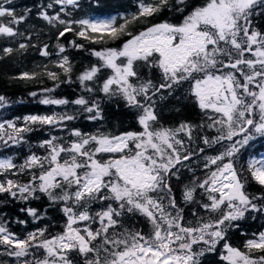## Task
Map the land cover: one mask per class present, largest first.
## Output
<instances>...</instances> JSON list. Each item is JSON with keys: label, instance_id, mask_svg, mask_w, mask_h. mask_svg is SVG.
<instances>
[{"label": "snow or ice", "instance_id": "1", "mask_svg": "<svg viewBox=\"0 0 264 264\" xmlns=\"http://www.w3.org/2000/svg\"><path fill=\"white\" fill-rule=\"evenodd\" d=\"M54 5L60 9L50 15L47 9ZM66 6L79 8L80 3L53 0L37 14L50 25L63 26L58 40L67 33L92 44L128 37L118 48L91 49L97 63L81 71L76 80L85 93H103L108 100H122L127 108L137 110L141 130L106 134L73 128L70 136L74 139L67 144L51 134L42 140L39 147L46 155L32 152L20 165L12 157L0 158V195L25 203L46 196L51 204L62 205L60 210L66 218L63 231L55 235H49L44 227L23 238L9 230L8 221H0V247L5 254L23 258L22 264H74L71 253L83 257V264H203L202 258L215 253L222 243L220 259L227 264H264V255H253L264 252V230L253 233L244 250L233 247L228 238L230 230L238 229L247 214L264 213V194L246 190L249 175L264 187V156H251L246 167H236L241 150L257 136L264 137V30L254 23L264 17V0H202L196 6L189 0H137L136 12L116 15H105L97 4L98 15L80 19L62 18L61 13L71 16ZM164 10L181 15L182 20L150 24L136 34L129 30L131 24L147 21ZM29 12L31 9L17 15L13 7L0 3V36H24L17 26L27 20ZM24 39L19 50L30 46L31 34ZM70 43L74 48H84L75 41ZM48 48L44 44L40 49L42 56L50 55ZM57 48L60 58L56 66L71 83L73 65L67 55H60L65 47L58 44ZM15 50L2 49L6 55ZM140 67L149 72L158 70L161 82L143 78ZM105 71L109 74L97 87ZM44 74L59 80L57 72L45 68ZM38 75L22 72L18 78L31 80ZM186 83L190 86L187 94L197 107L212 112L206 127L215 129L217 135H197L205 125L182 121L176 127H165L160 123L158 100L167 99L164 92L171 96ZM93 95L73 101L45 95L40 103H72L81 106L86 119L102 121L101 103ZM6 104L0 95V107ZM76 118L67 113L27 115L19 126L5 120L0 122V143L19 145L26 142L24 134L34 131L36 125L63 130L67 121ZM198 139L208 148L222 145L223 150L203 155L204 179L194 177L183 188L185 203H199L205 213L215 215L201 217L193 210L196 219L192 222L177 203L171 181L180 180L182 169L192 171L188 164L205 153V147H191ZM104 154H108L107 159ZM9 174H27L29 179L22 182L9 178ZM197 189L201 190V202L196 201ZM97 200L106 207L93 215L88 206ZM20 211L33 220L46 215V211L41 214L32 207ZM128 214L145 217L151 231L145 234L125 228L117 232L122 227L121 218ZM96 222L100 227L93 229L91 225ZM38 249L43 250L42 259L36 258ZM30 256L32 259H27Z\"/></svg>", "mask_w": 264, "mask_h": 264}, {"label": "trees", "instance_id": "2", "mask_svg": "<svg viewBox=\"0 0 264 264\" xmlns=\"http://www.w3.org/2000/svg\"><path fill=\"white\" fill-rule=\"evenodd\" d=\"M172 2L174 3V0H172ZM0 3H3L6 7H13L17 15L24 14L28 9H31V12L28 13L27 20L19 24L17 28L19 32L24 33V36L28 34L32 36L30 46L26 50L18 49L19 43L26 42L24 36H18L16 38H5L0 36V95L4 96L7 101L4 107H0V121L11 120L19 126L23 124V117L27 115L67 113L77 117L75 120L67 121V128L63 130L51 128L49 126L36 125L34 126V131L24 134L25 143L12 145L11 142H9L8 146L0 143V155H10L14 163L20 165L32 152L40 156L46 155V150L40 148L39 144L42 140L49 138L50 134L63 138L61 142L67 144L69 139H74V137L70 136L71 129L73 128H78L84 133H96L100 131L106 134H119L124 131L141 130L136 119L139 114L137 110L127 108L122 100L114 98L110 101L103 93L96 92L94 95L85 93L76 80V77L81 71L97 63V58L91 55V49L99 50L104 47L118 48L128 37H122L115 42L109 41L107 44H92L75 36L73 33H67L58 40V33L62 30L63 26L50 25L37 15L43 6L53 3V0H0ZM79 3V8L66 6L67 12H70L71 16L68 17L64 13H61V17L66 19H80L91 15H98L96 12L97 4L103 8V13L105 15H116L117 13L131 14L137 11V0H79ZM189 3L192 6H196L202 3V0H189ZM59 9L60 5H54L53 8L47 9V11L52 15L58 12ZM187 11H191V8H188ZM187 11L184 13L185 15ZM164 20L171 23H179L182 20V16L164 10L147 21L131 24L129 30L132 31L133 34H136L142 31L144 27L150 24L160 23ZM119 22L122 21H118V23ZM254 23H256L258 28L264 30V17H261L259 21H254ZM71 41L83 44L84 48L77 49L72 47ZM44 44L49 46V56H42L40 53V49ZM58 44L63 45L66 49L65 53L60 55H67L73 65L71 83L67 82V78L62 70L56 66V61L60 58L58 55ZM31 45L35 46L33 47ZM5 47H12L17 50L6 55L2 51ZM45 68L57 72L59 80H52L45 75ZM139 71L143 78L147 79L150 77L153 79L154 83L161 82L158 70L153 69L149 72L147 68L140 67ZM22 72H35L39 75L31 80L20 79L18 77ZM108 74L109 72L107 71L102 74L101 80L97 82V87ZM57 84L59 85L58 87L56 86ZM189 87L190 86L186 83L177 88L171 96H169L167 92H164L167 99L163 101L158 100L160 123L165 127H176L180 122L186 121L194 125H205V127L200 128L196 133L199 136H208L211 138L217 135L215 129L206 127L208 123H211L208 117L212 115V112L210 110L202 112L197 107L194 99L187 94ZM44 89H54V91L51 93H44ZM33 92L37 93L35 97L30 95ZM45 95L56 99L66 98L69 101H73L82 95L85 96V98H88L89 95H93V98L98 99L101 103L104 119L102 121H90L86 119L87 113L82 111L81 106L72 103L67 105H44L40 103V101ZM197 146L205 147V153L202 154L199 159L194 158L188 164V167L191 168L192 171L182 169L180 180L177 181L173 179L171 181L177 203L180 207L184 208L185 218L192 222H195L196 219V217L192 216L193 210L201 217L212 215V217L215 218V215L205 213L199 207V203H185L182 198L183 188L185 185H190L194 177L199 180L204 179L206 170L203 168V155L212 156L223 150L222 145H213L212 148H208L199 139L191 145L193 149H196ZM261 153H264V137L257 136L255 140L251 141L248 146L241 150V153L236 158V167L238 169H240L242 165L246 167V161L249 157L259 156ZM103 158L107 159L108 154H104ZM2 178L3 177H0V179ZM9 178L26 182L29 179V175L22 174L17 177L9 174ZM246 190L254 195L264 194V187L252 181L250 175L248 176ZM201 195V190L197 189V202H201ZM203 202H207L206 199ZM25 207L36 208L41 214L46 211V215L41 220H33V218L28 216L25 212L20 211L21 208ZM61 207V204H51L47 197L43 195L40 196V199L32 200L27 203L12 200L6 195H0V221H8L7 227L9 230L16 233L21 238L25 237L28 232L44 227H47L49 235H55L63 231L64 224L66 223V218L60 210ZM88 207L90 212L94 211L96 213L106 207V204L97 200L89 204ZM253 216L255 219H253ZM18 220H25L27 223L20 224L17 222ZM121 220L122 227L118 228L116 230L117 232H123L125 228L129 231L140 230L145 234L151 231V226L146 218L139 214H128L122 217ZM239 225L238 229L230 230L228 238L233 247L244 250L245 241L252 238L253 233L264 230V213H249L246 215V219L239 221ZM91 227L96 229L100 227V225L93 223ZM222 249L223 244L221 243L217 246V251L215 253H209L202 258L203 264L224 263L225 261L220 259V251ZM194 250L198 251L199 249L194 246ZM35 255L36 258L42 259L43 250H36ZM253 255H264V252H255ZM70 256L74 264H83L84 258L77 253H71ZM22 259L23 258L18 260L16 257L6 255L3 247H0V264H22ZM27 259L31 260L32 257L30 256Z\"/></svg>", "mask_w": 264, "mask_h": 264}, {"label": "rangeland", "instance_id": "3", "mask_svg": "<svg viewBox=\"0 0 264 264\" xmlns=\"http://www.w3.org/2000/svg\"><path fill=\"white\" fill-rule=\"evenodd\" d=\"M0 122H2V121H0ZM259 156H264V153H261ZM3 157H11L10 155H0V158H3ZM91 214H95V212L94 211H92V212H90ZM97 224H99L98 222H96ZM17 259V258H16ZM222 264H227V262L225 261L224 263H222Z\"/></svg>", "mask_w": 264, "mask_h": 264}]
</instances>
